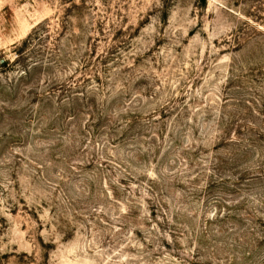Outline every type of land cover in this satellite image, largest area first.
Segmentation results:
<instances>
[{
  "label": "rangeland",
  "instance_id": "rangeland-1",
  "mask_svg": "<svg viewBox=\"0 0 264 264\" xmlns=\"http://www.w3.org/2000/svg\"><path fill=\"white\" fill-rule=\"evenodd\" d=\"M44 22L60 63L0 67V264H264L212 165L264 166V0H0V59Z\"/></svg>",
  "mask_w": 264,
  "mask_h": 264
},
{
  "label": "trees",
  "instance_id": "trees-1",
  "mask_svg": "<svg viewBox=\"0 0 264 264\" xmlns=\"http://www.w3.org/2000/svg\"><path fill=\"white\" fill-rule=\"evenodd\" d=\"M43 25L46 27L43 28ZM47 28V24L44 22L41 25L39 24L37 27L33 29V31L28 34L21 42L20 44L16 45L15 54L16 57L13 60V62L9 63L7 60H1L0 59V67L11 65V64H21V66L24 67L22 70L23 73L27 75H31L33 70L35 69H42L46 65H58L60 61L57 59V54L53 52V50L48 53L47 61L45 62L43 60V54L40 55V58H37L35 56V60L31 64H27L28 61L33 59V48L40 45L41 39H38L39 35L38 32H43ZM38 39V40H36ZM224 131V130H223ZM229 142H235L233 145L235 148L230 152H228L229 156L226 157H216L215 160L212 162L213 167H215L216 170L221 169L222 171H226V169H229V174L227 172L226 177L218 176V180L221 181V183L228 182L229 187H231L236 192H242L245 193L243 196V200L240 202L241 206H245L244 212L245 216L240 215L239 217L235 215V212H228L225 216H216L214 217L213 222H224L228 220H234L238 224H245L247 220H250L251 223H258L260 226L264 228V218H262L258 211L259 209L264 210V170L262 171L261 168L264 166H261L262 162H256V164H252V167H246L241 168V163L246 162L250 159L253 148H256V145L253 140L249 139H233L232 137H228L227 141ZM258 169V170H256ZM260 169V170H259ZM263 169V168H262ZM225 173V172H224ZM214 175V174H212ZM229 180V181H228ZM151 183L157 182L155 180L149 179ZM215 183L211 181V183L208 185L211 187V185ZM214 185V184H213ZM221 186V185H218ZM222 187V186H221ZM257 191V195L259 198L257 199L258 204L249 206V199L250 196L249 192ZM219 203L222 205L221 201ZM218 205V206H221ZM243 208V207H242ZM240 208V210L242 209ZM234 211L237 210L236 208H233ZM264 233V229L262 230ZM264 238V236H263Z\"/></svg>",
  "mask_w": 264,
  "mask_h": 264
}]
</instances>
